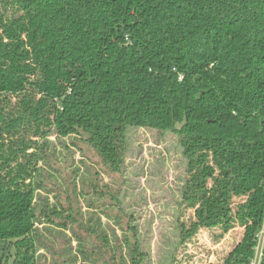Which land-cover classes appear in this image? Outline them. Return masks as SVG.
I'll return each instance as SVG.
<instances>
[{"label": "trees", "instance_id": "obj_1", "mask_svg": "<svg viewBox=\"0 0 264 264\" xmlns=\"http://www.w3.org/2000/svg\"><path fill=\"white\" fill-rule=\"evenodd\" d=\"M76 121L252 141L257 206L222 263L250 264L264 222V0H0V264H42L45 224L94 240V258L80 249L94 264H149L117 194L59 173L70 146L52 137L77 145ZM90 190L103 201L84 219ZM217 224L233 227L229 207L205 225Z\"/></svg>", "mask_w": 264, "mask_h": 264}, {"label": "rangeland", "instance_id": "obj_2", "mask_svg": "<svg viewBox=\"0 0 264 264\" xmlns=\"http://www.w3.org/2000/svg\"><path fill=\"white\" fill-rule=\"evenodd\" d=\"M74 124L80 128V135L71 136L77 145L68 137L62 141L52 137L60 150L64 148L60 142L70 146L67 162H56L59 173L67 180L75 177L78 190L82 180L91 179L100 189L117 194L123 210L134 214L139 240L150 254L149 264L223 263L242 238L238 215L250 221L257 206L248 169L262 165L263 158L254 151L252 141L196 134L179 138L168 130L133 126L123 133L120 127L106 129L94 122ZM53 190L49 196L55 203L58 191ZM89 198L92 209L83 197L77 202L84 219L99 212L96 207L103 201L92 190ZM59 200L66 206L65 193ZM106 202L110 203L109 198ZM227 207L235 218L229 231L220 224L205 225ZM102 222L110 234L109 222L104 217ZM44 226L41 232L51 245L41 251L42 264H94L80 253V249L93 250L94 258V240L87 238L80 244L72 231ZM75 232L85 234L84 229ZM103 260L99 264H106Z\"/></svg>", "mask_w": 264, "mask_h": 264}, {"label": "built area", "instance_id": "obj_3", "mask_svg": "<svg viewBox=\"0 0 264 264\" xmlns=\"http://www.w3.org/2000/svg\"><path fill=\"white\" fill-rule=\"evenodd\" d=\"M255 240V253L250 261V264H262V259L264 257V222L261 228L258 230Z\"/></svg>", "mask_w": 264, "mask_h": 264}]
</instances>
